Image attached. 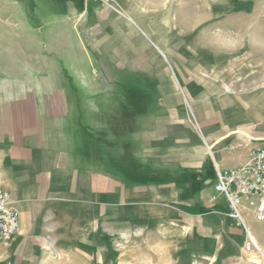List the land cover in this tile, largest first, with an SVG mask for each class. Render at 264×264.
Returning <instances> with one entry per match:
<instances>
[{"label":"crops","instance_id":"obj_1","mask_svg":"<svg viewBox=\"0 0 264 264\" xmlns=\"http://www.w3.org/2000/svg\"><path fill=\"white\" fill-rule=\"evenodd\" d=\"M155 1L114 0L108 8L76 0V50L60 65L58 89L48 91L45 86L46 92L32 84L25 93L0 94V190L10 195L19 213L13 242L8 248L0 246V264H99L101 252L109 257L104 249L116 229L110 220L126 212L115 190L101 201L94 187L99 185L101 160L108 181L116 182L117 175L123 177L121 182L128 177L131 181L132 170L140 184L173 181L177 194L189 187L188 193L194 194L202 186L206 196L209 188L210 207L238 228L226 217L222 203L208 201L214 193L215 166L240 167L248 152L261 144L240 152L242 133L228 141L232 135L223 132L224 124L217 128L197 114L199 132L180 136V154L169 166L162 146L148 147L142 137L147 110L131 109L133 100L148 102V92L133 97V87H155L156 101L164 102L165 64L177 74L195 69V63H181L179 46L165 42L157 31ZM133 148L150 152L143 153L146 163L139 162L138 169L127 167ZM167 172L170 179L165 178ZM101 221L106 229L101 230Z\"/></svg>","mask_w":264,"mask_h":264},{"label":"rangeland","instance_id":"obj_2","mask_svg":"<svg viewBox=\"0 0 264 264\" xmlns=\"http://www.w3.org/2000/svg\"><path fill=\"white\" fill-rule=\"evenodd\" d=\"M75 2L0 0V94L25 93L32 84L46 92L45 86L48 91L58 89L60 65L67 62L69 51L76 50ZM155 3L157 31L164 34L165 42L179 46L180 62L195 63V69L177 74L165 64L162 104L155 99V87L132 88L133 97L148 92L147 104L131 103L133 113L148 112L146 134L142 135L148 147L162 146L163 160L171 166L180 154V136L189 130L199 132L197 114L210 124L216 123L217 128L224 124L223 132L232 135L228 141L242 133L240 152L256 147L252 144L263 146L264 0ZM204 151L208 152L206 148ZM132 152L127 167L138 169L139 162L146 163V151L133 148ZM99 169V185L94 182V187L98 186L101 201L115 190L116 200L125 204L122 208L126 212L110 220L116 229L104 249L109 257L101 252L99 264H264V221L245 217L260 249L259 254L256 250L247 252L246 232L231 227L221 211L210 207L206 199L209 188L206 196L200 191L202 186L194 194L188 193L190 187L177 194L173 181L140 184L131 170V181L128 177L121 182L123 177L117 175L113 182L107 180L102 160ZM170 173L166 179L171 178ZM106 225L101 221V230Z\"/></svg>","mask_w":264,"mask_h":264},{"label":"built area","instance_id":"obj_3","mask_svg":"<svg viewBox=\"0 0 264 264\" xmlns=\"http://www.w3.org/2000/svg\"><path fill=\"white\" fill-rule=\"evenodd\" d=\"M112 7L114 0H93ZM214 193L208 201L224 205L226 217L246 232L245 250L256 249V243L246 226V216L264 221V145L248 152L240 167L220 169L215 166ZM19 230V213L13 207L10 195L0 190V246L10 247Z\"/></svg>","mask_w":264,"mask_h":264},{"label":"bare ground","instance_id":"obj_4","mask_svg":"<svg viewBox=\"0 0 264 264\" xmlns=\"http://www.w3.org/2000/svg\"><path fill=\"white\" fill-rule=\"evenodd\" d=\"M114 4H115V3H113L112 7H108V8H113ZM106 7H107V6H106ZM255 246H256V249H255V250H256V253L259 254V253H260V249L257 247V244H256ZM258 259H259V258H258Z\"/></svg>","mask_w":264,"mask_h":264}]
</instances>
